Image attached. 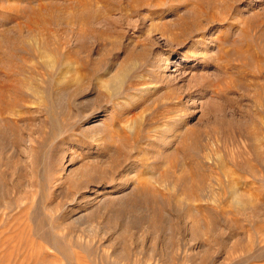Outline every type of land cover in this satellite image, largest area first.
<instances>
[{"label":"rangeland","instance_id":"rangeland-1","mask_svg":"<svg viewBox=\"0 0 264 264\" xmlns=\"http://www.w3.org/2000/svg\"><path fill=\"white\" fill-rule=\"evenodd\" d=\"M262 91L264 0H0V264H264Z\"/></svg>","mask_w":264,"mask_h":264},{"label":"bare ground","instance_id":"bare-ground-1","mask_svg":"<svg viewBox=\"0 0 264 264\" xmlns=\"http://www.w3.org/2000/svg\"><path fill=\"white\" fill-rule=\"evenodd\" d=\"M257 54H258V53H257ZM261 54H262V53H261ZM120 77H121V76H120ZM120 77H119V78H120ZM119 78H118V79H119ZM259 96H261V97L264 99V91H262V92L260 93ZM259 102H260V103H259ZM259 102H258V103H259L258 105H260V106L262 107L263 105L261 104V101H259ZM47 107L49 108V106H47ZM263 107H264V106H263ZM263 107H262V109H263ZM51 109H52V108H51ZM51 109H50V110H51ZM52 110H53V109H52ZM47 111H48V109H47ZM46 113H47V112H46ZM48 113H49V111H48ZM50 113H51V111H50ZM50 113H49V114H50ZM51 114H52V113H51ZM49 116H50V115H49ZM111 136H112V135H111ZM106 137H107V135H106ZM123 139H124L125 142H127V140H128L127 137H126V138L124 137ZM130 139H131V138H130ZM140 139H141V138H140V136H139L138 134L135 135L134 137H132V141H133V142L141 141ZM183 141H184V140H182V142H183ZM128 143H129V142H128ZM256 155H257V154H256ZM262 176H263V175H262ZM256 194H258L257 196H260V195H261V194L259 195V193H255V195H256Z\"/></svg>","mask_w":264,"mask_h":264}]
</instances>
